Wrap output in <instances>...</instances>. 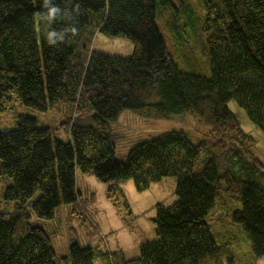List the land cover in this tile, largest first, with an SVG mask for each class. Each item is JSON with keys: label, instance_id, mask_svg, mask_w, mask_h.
Instances as JSON below:
<instances>
[{"label": "trees", "instance_id": "obj_1", "mask_svg": "<svg viewBox=\"0 0 264 264\" xmlns=\"http://www.w3.org/2000/svg\"><path fill=\"white\" fill-rule=\"evenodd\" d=\"M55 3L71 17L52 27L76 32L53 47L45 39L43 0H0V114L13 103L40 112L68 103L74 112L64 121L67 142L53 140L48 127L25 115L13 129L0 130V179L11 181L2 198L13 203L12 211L0 212V264H92L96 258L101 264H254L263 258L264 164L227 103L235 101L264 132V0H198L196 10L186 0ZM157 16L172 32L174 53L205 57L209 76L178 68ZM96 33L129 39L132 54L93 50ZM123 110L148 119L188 113L208 130L196 142L186 131L159 133L119 160L110 123ZM76 170L101 182L131 179L137 191L175 178V199L156 205L155 239L140 244L136 259L77 243L69 260L55 259L31 212L47 220L61 201L75 202ZM217 224L226 229L213 234ZM230 225L249 239V256L229 241Z\"/></svg>", "mask_w": 264, "mask_h": 264}, {"label": "rangeland", "instance_id": "obj_2", "mask_svg": "<svg viewBox=\"0 0 264 264\" xmlns=\"http://www.w3.org/2000/svg\"><path fill=\"white\" fill-rule=\"evenodd\" d=\"M192 10H196L198 0H186ZM186 13L190 16L189 9ZM157 16V25L163 36L167 50L173 53L178 68L184 72L200 73L209 76V68L202 64L205 57L192 58L191 55L174 53L172 32ZM185 26L182 35L187 36ZM92 49L99 52L129 57L133 44L127 38L107 37L96 33ZM227 107L239 121L241 128L256 140L251 151L264 164V132L252 123L246 112L231 100ZM18 115L34 117L40 126L49 128L53 140L68 141V128L64 121L74 118L73 106L63 103L49 107L45 112L13 103L11 108L0 114V130H10L16 126ZM78 116H82L79 114ZM116 135L115 157L124 160L128 151L137 142L162 132L186 131L191 142H196L207 127L200 124L191 114L174 115L168 119H148L131 110H123L118 118L110 123ZM10 178L0 179V212L12 211L13 203L3 200L4 188L10 184ZM176 180L173 177L152 182L143 191H137L131 179L120 182H101L93 175L75 173V189L77 199L73 203H61L55 208L52 218L38 219L31 212V220L41 226L49 235L50 244L58 261L62 257L69 260V247L72 243L99 247L107 253L122 251L127 259L139 256V246L155 239L154 222L156 205H168L175 199ZM214 224V221L211 222ZM226 229L217 224L214 233H222ZM232 236L229 241L249 256L250 241L236 225L229 226ZM222 238H226L223 234ZM219 241V240H218ZM92 264H101L98 258ZM254 264H264V257Z\"/></svg>", "mask_w": 264, "mask_h": 264}, {"label": "clouds", "instance_id": "obj_3", "mask_svg": "<svg viewBox=\"0 0 264 264\" xmlns=\"http://www.w3.org/2000/svg\"><path fill=\"white\" fill-rule=\"evenodd\" d=\"M43 9L41 19L45 22L48 30L45 32V39L50 46H56L59 43L65 42L69 38V33H75V27H65L63 29H56L52 24L57 18L71 17V12L62 9L55 0H43ZM78 8V6H77Z\"/></svg>", "mask_w": 264, "mask_h": 264}]
</instances>
